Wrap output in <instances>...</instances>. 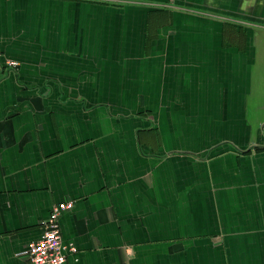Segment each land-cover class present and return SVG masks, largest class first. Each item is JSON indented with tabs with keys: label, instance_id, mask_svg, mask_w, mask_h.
Listing matches in <instances>:
<instances>
[{
	"label": "crops",
	"instance_id": "crops-1",
	"mask_svg": "<svg viewBox=\"0 0 264 264\" xmlns=\"http://www.w3.org/2000/svg\"><path fill=\"white\" fill-rule=\"evenodd\" d=\"M0 51V264L63 200L65 264H264V0H0Z\"/></svg>",
	"mask_w": 264,
	"mask_h": 264
},
{
	"label": "built area",
	"instance_id": "built-area-1",
	"mask_svg": "<svg viewBox=\"0 0 264 264\" xmlns=\"http://www.w3.org/2000/svg\"><path fill=\"white\" fill-rule=\"evenodd\" d=\"M1 54V51H0ZM6 68H15L19 62L4 59ZM73 207V200H63L50 207L43 221L41 234L36 240L27 242L17 256L27 264H65L69 254L77 251L72 242H65L60 233L59 217Z\"/></svg>",
	"mask_w": 264,
	"mask_h": 264
},
{
	"label": "rangeland",
	"instance_id": "rangeland-1",
	"mask_svg": "<svg viewBox=\"0 0 264 264\" xmlns=\"http://www.w3.org/2000/svg\"><path fill=\"white\" fill-rule=\"evenodd\" d=\"M256 70L257 69L252 70L253 73H255ZM254 83H255V80H254ZM252 87L255 88L254 85ZM251 116H250V120L248 122V127H249L248 140H251V138L253 137L254 140L259 141V139L261 137L260 134H258L259 126L262 122H264V117L258 118L259 116H253V117H251ZM252 129H254V132H252ZM261 138L264 139V135H262ZM260 143H264V140H262ZM260 145H262V144H260ZM254 150L255 149H252L253 152H255Z\"/></svg>",
	"mask_w": 264,
	"mask_h": 264
}]
</instances>
